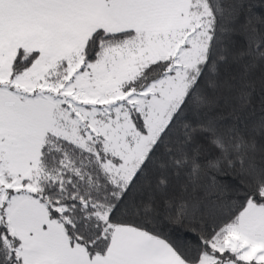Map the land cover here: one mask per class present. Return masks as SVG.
I'll list each match as a JSON object with an SVG mask.
<instances>
[{
	"label": "snow or ice",
	"instance_id": "1",
	"mask_svg": "<svg viewBox=\"0 0 264 264\" xmlns=\"http://www.w3.org/2000/svg\"><path fill=\"white\" fill-rule=\"evenodd\" d=\"M0 264H264V0H0Z\"/></svg>",
	"mask_w": 264,
	"mask_h": 264
}]
</instances>
